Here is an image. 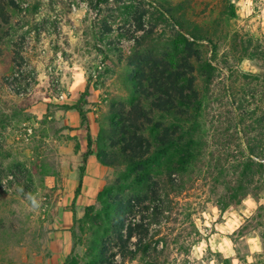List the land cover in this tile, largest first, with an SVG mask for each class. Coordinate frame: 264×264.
<instances>
[{
  "label": "rangeland",
  "instance_id": "374dc122",
  "mask_svg": "<svg viewBox=\"0 0 264 264\" xmlns=\"http://www.w3.org/2000/svg\"><path fill=\"white\" fill-rule=\"evenodd\" d=\"M187 44L202 104L192 158L146 203L164 212L145 255L112 247L102 263L92 219L118 169L97 161L99 132L127 109L139 61ZM78 101L85 125L66 109ZM0 264H264V0H0Z\"/></svg>",
  "mask_w": 264,
  "mask_h": 264
},
{
  "label": "trees",
  "instance_id": "16d2710c",
  "mask_svg": "<svg viewBox=\"0 0 264 264\" xmlns=\"http://www.w3.org/2000/svg\"><path fill=\"white\" fill-rule=\"evenodd\" d=\"M159 16L173 19L169 10L161 11V8ZM176 25L180 26V23ZM179 30L187 34L181 26ZM188 34L192 42L201 41L196 32ZM192 47L187 44L186 54L177 59L159 55L147 57L145 62L139 61L131 71L132 97L127 109L123 104L112 106L115 117L109 120L107 129L99 132L97 161L118 169L114 181L99 192V207L92 219V226L104 233L103 238H98L96 247L99 249L96 257L102 263L113 257L108 252L112 247L118 249L122 259L127 256L133 258L138 252L145 255V246L141 248L142 237L147 235L145 228L159 223V216L164 212L161 208L157 211L154 206L147 216L145 213L150 206L146 203L160 199L161 192L167 193L174 183L173 175L178 176L177 173L192 158V145L196 143L193 139L197 126L196 113L202 105L193 75L191 59H195L197 54ZM79 104L78 101L74 106H66V109L76 110L81 125H85V115ZM86 129L88 131V127ZM86 141L87 150L79 168L74 196L80 194L84 164L87 157L93 154L88 133ZM136 213H144L145 216H140L138 223L127 222L126 217ZM134 233L139 235L138 244L131 250L127 243Z\"/></svg>",
  "mask_w": 264,
  "mask_h": 264
},
{
  "label": "crops",
  "instance_id": "0c3cea01",
  "mask_svg": "<svg viewBox=\"0 0 264 264\" xmlns=\"http://www.w3.org/2000/svg\"><path fill=\"white\" fill-rule=\"evenodd\" d=\"M86 180H87V175L83 179V184H85Z\"/></svg>",
  "mask_w": 264,
  "mask_h": 264
}]
</instances>
